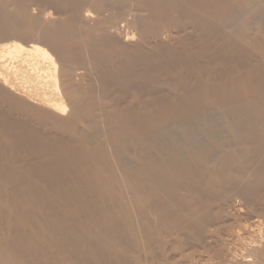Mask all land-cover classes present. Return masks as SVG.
<instances>
[{"label":"bare ground","instance_id":"6f19581e","mask_svg":"<svg viewBox=\"0 0 264 264\" xmlns=\"http://www.w3.org/2000/svg\"><path fill=\"white\" fill-rule=\"evenodd\" d=\"M181 231L264 264V0H0V264H187Z\"/></svg>","mask_w":264,"mask_h":264},{"label":"rangeland","instance_id":"374dc122","mask_svg":"<svg viewBox=\"0 0 264 264\" xmlns=\"http://www.w3.org/2000/svg\"><path fill=\"white\" fill-rule=\"evenodd\" d=\"M159 1H161V2H165V1H167V0H159ZM186 33H183V35H185ZM177 36H180V35H178L177 34ZM178 40V39H177ZM168 66V67H167ZM170 65H169V63H168V61L166 60V59H164V61H163V70H162V72L164 71V73H165V71H167V68L169 69L170 67H169ZM167 74V73H166ZM164 74L163 76H162V78H161V80H165V79H167V78H175L174 76H172L171 74ZM166 77V78H165ZM177 77H178V74H177ZM162 87L164 88V89H166L167 90V88H168V86L165 84V85H162ZM182 232H184L183 234H182ZM186 234H188V235H186ZM186 235V236H185ZM181 236L182 237H184L186 240H189V241H186V243H185V247L183 248V247H181V249H180V251H178L179 253H182V255L185 257V259H186V261H187V264H191V262H193V261H195L196 259H197V253H196V248L194 247V242H192V236H191V234H190V232L189 231H187V232H185V231H181L180 232V234H178L177 235V239L178 238H181ZM186 251V252H185ZM189 259V260H188Z\"/></svg>","mask_w":264,"mask_h":264}]
</instances>
